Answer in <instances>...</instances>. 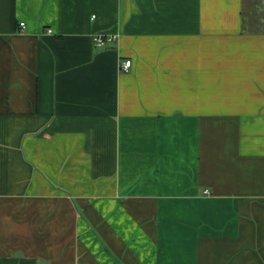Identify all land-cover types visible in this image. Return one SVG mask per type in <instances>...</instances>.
<instances>
[{"label": "crops", "instance_id": "1", "mask_svg": "<svg viewBox=\"0 0 264 264\" xmlns=\"http://www.w3.org/2000/svg\"><path fill=\"white\" fill-rule=\"evenodd\" d=\"M0 264H264V0H0Z\"/></svg>", "mask_w": 264, "mask_h": 264}, {"label": "built area", "instance_id": "2", "mask_svg": "<svg viewBox=\"0 0 264 264\" xmlns=\"http://www.w3.org/2000/svg\"><path fill=\"white\" fill-rule=\"evenodd\" d=\"M20 27L23 28L24 27V24L23 23H20ZM47 33H51L50 30L47 31ZM114 37H111V36H103V35H98V36H95L93 37V43L96 47H102L104 45L105 42L107 41H111L113 40ZM131 63L130 61H125L122 65V70L126 71L129 69ZM204 194H208L207 191H204Z\"/></svg>", "mask_w": 264, "mask_h": 264}]
</instances>
